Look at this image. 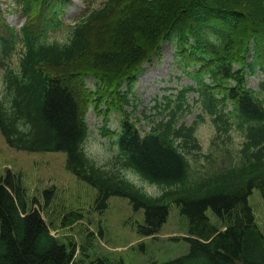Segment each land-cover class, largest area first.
<instances>
[{
	"label": "trees",
	"instance_id": "obj_1",
	"mask_svg": "<svg viewBox=\"0 0 264 264\" xmlns=\"http://www.w3.org/2000/svg\"><path fill=\"white\" fill-rule=\"evenodd\" d=\"M2 1L7 14L25 18L20 26L6 25L7 36L0 33L6 143L65 153L66 169L96 189L100 211L111 196L143 210L139 236H155L175 203L187 219L188 252L151 264H264V233L248 204L257 189L264 206V0H105L85 5L86 15L73 23L64 19L71 0H41L48 13L36 33L28 21L40 0ZM63 27V38H48ZM165 42L191 82L163 95L155 106L159 119L140 129L134 85L143 63L160 59ZM257 72L261 78L251 87L248 77ZM194 108L199 111L187 122ZM90 109L101 116L100 135L114 138L104 164L83 148ZM110 112L118 117L116 128L109 126ZM206 114L212 141L229 139L234 126L242 142L236 155L229 147L221 155L209 152L202 167L195 130ZM125 171L161 192L148 193ZM52 192L44 191L47 200ZM80 217L70 212L61 221L66 226ZM87 242L78 252L75 242H61L41 211L29 207L19 178L9 169L0 175V264H110L104 255L91 258Z\"/></svg>",
	"mask_w": 264,
	"mask_h": 264
},
{
	"label": "rangeland",
	"instance_id": "obj_2",
	"mask_svg": "<svg viewBox=\"0 0 264 264\" xmlns=\"http://www.w3.org/2000/svg\"><path fill=\"white\" fill-rule=\"evenodd\" d=\"M105 0H71L66 3L64 19L66 23H73L74 19L86 15L85 5L90 8L99 7ZM48 3L50 1H47ZM8 2H1L3 17L0 15V33L7 36L6 25L20 26L24 23V17L6 11ZM11 5V4H10ZM33 15L29 18V25L34 33L40 30V24L44 13H48L46 2L36 1L33 4ZM60 30L50 31L48 38L61 39L65 36V27ZM250 54V53H249ZM248 54V55H249ZM260 61L264 63V52L260 51ZM2 71L0 69V90L2 87ZM261 78L259 72L248 77V85L257 86V80ZM191 80L183 75L177 67L173 57V46L165 42L161 48L160 59L153 58L151 62H145L138 73L137 82L134 85V102L137 103L134 115L139 119L140 129H149L155 117L159 102L163 101V95L175 93L176 89ZM88 86H92V79L88 78ZM193 94H189L192 98ZM191 102V101H190ZM130 109V107H129ZM194 111L186 117L189 122ZM154 115V116H153ZM109 126L117 127L118 117L110 112ZM89 126L88 135L83 144L86 153L100 164L109 162L115 149L111 144L114 139L101 136V116L90 109L86 115ZM108 134H111L108 130ZM215 133L212 119L207 114L198 122L195 135L200 143L198 160L203 167L206 162V154L215 152L221 155L224 147H229L235 155L242 142V134L234 126L229 131L230 138L222 141H212ZM215 147V148H214ZM221 165H226L227 156L223 155ZM11 170L20 180L25 189L26 198L30 208L41 211L49 225L51 234L61 242H75L77 251L89 241L91 243L89 253L91 258L104 255L110 264H151V262H164L184 255L188 252L189 244L183 239L187 234V219L180 214L175 203L170 204L167 220L161 226L155 236H139L137 224L143 222V210L135 211L127 198L111 196L107 200V207L100 211L96 206L97 191L86 182L77 179L65 167V153L46 151H24L10 147L0 133V175L5 170ZM125 175L142 185L151 194L161 192V187L143 181L138 175L125 171ZM52 189V195H44V191ZM48 201L46 204L45 202ZM248 204L253 210L255 221L264 233V206L262 197L257 189H254L248 197ZM72 212L74 216H81L70 225H63L61 219ZM210 222L216 223V218L210 209H207ZM78 256V255H77Z\"/></svg>",
	"mask_w": 264,
	"mask_h": 264
}]
</instances>
